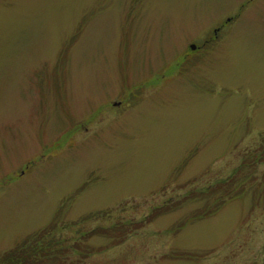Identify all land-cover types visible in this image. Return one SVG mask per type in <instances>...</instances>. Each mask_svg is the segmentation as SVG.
<instances>
[{"label":"rangeland","instance_id":"374dc122","mask_svg":"<svg viewBox=\"0 0 264 264\" xmlns=\"http://www.w3.org/2000/svg\"><path fill=\"white\" fill-rule=\"evenodd\" d=\"M50 224L44 264H264V0H0V257Z\"/></svg>","mask_w":264,"mask_h":264},{"label":"trees","instance_id":"16d2710c","mask_svg":"<svg viewBox=\"0 0 264 264\" xmlns=\"http://www.w3.org/2000/svg\"><path fill=\"white\" fill-rule=\"evenodd\" d=\"M220 202H222V199ZM217 205L218 204H215V206ZM152 217L154 218L155 215ZM179 224V226L181 227L184 226L183 222ZM50 228H53V224H50L48 227L43 228L34 236H31L28 239L25 238V240L18 244L14 249H10L8 252L4 253L3 256L0 257V264H44L46 262L50 263L52 260L55 259V255L57 256V254H60L63 250L62 248H64L62 244H59L60 239L44 238L45 235H49ZM92 231H96L97 233L104 232L103 230L97 229ZM126 232L127 231H125V234ZM121 233H123V231Z\"/></svg>","mask_w":264,"mask_h":264},{"label":"water","instance_id":"95a60500","mask_svg":"<svg viewBox=\"0 0 264 264\" xmlns=\"http://www.w3.org/2000/svg\"><path fill=\"white\" fill-rule=\"evenodd\" d=\"M190 48H191V49H194V48H195V46L192 44V45H190Z\"/></svg>","mask_w":264,"mask_h":264}]
</instances>
